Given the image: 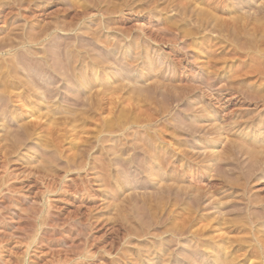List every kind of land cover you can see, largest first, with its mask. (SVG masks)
Returning <instances> with one entry per match:
<instances>
[{
    "label": "rangeland",
    "instance_id": "obj_1",
    "mask_svg": "<svg viewBox=\"0 0 264 264\" xmlns=\"http://www.w3.org/2000/svg\"><path fill=\"white\" fill-rule=\"evenodd\" d=\"M0 5V264H264V0Z\"/></svg>",
    "mask_w": 264,
    "mask_h": 264
},
{
    "label": "bare ground",
    "instance_id": "obj_2",
    "mask_svg": "<svg viewBox=\"0 0 264 264\" xmlns=\"http://www.w3.org/2000/svg\"><path fill=\"white\" fill-rule=\"evenodd\" d=\"M192 2H193V1H192ZM0 6H1V5H0ZM79 9H80V8H79ZM81 9H82V8H81ZM84 10H85V9H84ZM107 10H108V9H107ZM113 10H114V9H113ZM260 10H261V9H260ZM108 11H110V10H108ZM111 12H112V10H111ZM81 13H82V12H81ZM83 13H84V12H83ZM83 13H82V15H83ZM79 14H80V13H79ZM251 19H252V18H251ZM254 19H255V18H254ZM260 19H261V18H260ZM69 20H70V19H69ZM72 20H73V19H72ZM257 20H258V19H257ZM70 21H71V20H70ZM234 21H235V19H234ZM54 23H55V22H54ZM67 23H68V22H67ZM70 24H71V22H70ZM227 24H228V23H227ZM232 24H233V23H232ZM236 24H237V22H236ZM51 25H52V24H51ZM61 25H62V24H61ZM67 25H68V24H67ZM73 25H74V24H73ZM229 25H230V26H234V25H231V24H229ZM70 26H71V25H70ZM253 26H254V24H253ZM51 27H53V26H51ZM55 27H56V23H55ZM59 27H62V26H59ZM63 27H64V25H63ZM66 27H67V26H66ZM221 27H222L223 29H225L224 26L221 25ZM67 28L69 29V27H67ZM222 28H221V29H222ZM229 28H230V27H229ZM229 28H227V29H229ZM45 29L47 30V28H45ZM58 29H59V28H58ZM64 29H65V28H64ZM70 29H71V28H70ZM254 29H255V28H254ZM257 29H258V27H257ZM49 30H50V29H49ZM62 30H63V29H62ZM66 30H67V29H66ZM40 31H41V30H40ZM43 31H44V30H43ZM47 31H48V30H47ZM63 31H64V30H63ZM256 31H257V30H256ZM261 31H262V29H261ZM44 32H45V31H44ZM44 32H43V33H44ZM40 33H41V32H40ZM43 33H42V34H43ZM46 33H47V32H46ZM254 33H255V32H254ZM35 34H36V33H35ZM36 35H37V34H36ZM27 36H28V35H27ZM29 36H30V34H29ZM29 36H28V38H29ZM33 36H34V34L31 35L30 37H33ZM39 36H40V34H39ZM43 36H45V35H43ZM92 36H93V35H92ZM94 36H95V35H94ZM259 36H260V35H259ZM263 36H264V34H263ZM263 36H262V38H263ZM34 37H35V36H34ZM36 37H38V36H36ZM41 37H42V36H41ZM5 38H6V37H5ZM68 38H70V36H69ZM93 38H94V37H93ZM8 39L10 40L11 38L8 37ZM13 39H15V38L13 37ZM16 39L18 40L17 37H16ZM16 39H15V40H16ZM20 39H21V38H20ZM32 39H33V38H32ZM37 39H38V38H37ZM72 39H74V38H72ZM259 39H261V38H259ZM5 40H6V39H5ZM15 40H14V41H15ZM17 40H16V41H17ZM29 40H30V38H29ZM34 40H35V39H34ZM263 40H264V38H263ZM10 41H12V40H10ZM16 41H15V42H16ZM27 41H28V40H27ZM37 41H38V40H37ZM37 41H36V42H37ZM3 42H4V41H2V39H1V44H2ZM21 42H22V40H21ZM4 43H5V42H4ZM12 43H14V42H12ZM19 43H20V42H19ZM27 43H30V42H27ZM41 43H42V42H41ZM259 43H260V42H259ZM261 43H262V42H261ZM9 44H10V42H9ZM9 44H8V45H9ZM14 44H15V43H14ZM16 44H18V43H16ZM8 45H6V46H8ZM217 45H218V44H217ZM217 45H215V47H216ZM11 46L14 47L15 45L11 44ZM11 46H10V47H11ZM56 46H57V45H56ZM61 46H62V45H61ZM77 46H78V45H77ZM0 47H1V45H0ZM40 47H41V46H39V49H40ZM57 47H58V46H57ZM63 48H64V46H63ZM79 48H80V47H79ZM238 48H239V47H238ZM29 49H30V48H29ZM65 49H66V48H65ZM68 49H69V48L67 47V50H68ZM239 49H240V48H239ZM40 50H41V49H40ZM46 50H47V49H46ZM52 50H53V49H52ZM61 50H62V49H61ZM63 50H64V49H63ZM233 50H234V49H233ZM33 51H34V50H33ZM33 51H29V52H31V54H32ZM41 51H43V50H41ZM50 51H51V50H50ZM98 51H99V50H98ZM27 52H28V51H27ZM34 52H35V51H34ZM34 52H33V53H34ZM54 52H55V50H54ZM56 52H57V51H56ZM68 52H69V51H68ZM207 52H208V51H207ZM17 53H18V52H17ZM21 53H22V52H21ZM21 53L19 54L20 56H21ZM36 53H37V52H36ZM49 53H50V52H49ZM57 53H58V52H57ZM62 53H63V52H62ZM64 53L66 54V52H64ZM13 54H14V53H13ZM23 54H24V53H23ZM37 54H39V53H37ZM37 54H36V55H37ZM97 54H98V53H97ZM116 54H117V53H116ZM19 55H18V56H19ZM25 55H26V54H25ZM33 55H35V53H34ZM53 55H54V54H53ZM63 55H64V54H63ZM68 55H69V54H68ZM68 55H67V56H68ZM70 55H71V54H70ZM99 55H100V54H99ZM234 55H235V54H234ZM14 56H15V55H14ZM20 56H19V57H20ZM38 56H39V55H38ZM44 56H45V55H44ZM55 56H56V55H55ZM58 56H59V55H58ZM58 56H57V57H58ZM81 56H82V55H81ZM93 56H94V55H93ZM100 56H101V55H100ZM220 56H221V55H220ZM220 56H219V57H220ZM11 57H12V55H11ZM15 57H16V56H15ZM61 57H62V56H61ZM74 57H75V56H74ZM76 57H77V56H76ZM91 57H92V56H91ZM103 57H104V56H103ZM53 58H54V57H53ZM64 58H66V57L64 56ZM68 58H69V57H68ZM101 58H102V57H101ZM229 58H230V57H229ZM231 58H232V55H231ZM10 59H11V58H10ZM54 59H55V58H54ZM66 59H67V58H66ZM66 59H65V60H66ZM83 59H84V63H85V61H86V60H85V56H84ZM92 59H94V58H92ZM108 59H109V58H108ZM258 59H259V58H258ZM12 60H13V59H12ZM38 60H39V59H38ZM61 60H62V59H61ZM68 60L70 61L71 59H68ZM106 60H107V59H106ZM20 61H21V59H20ZM48 61H49V58L47 57V58L44 60L45 65L48 63ZM57 61H58V59H57ZM71 61H72V60H71ZM71 61H70V62H71ZM73 61H74V60H73ZM103 61H104V60H103ZM12 62L14 63V61H11V63H12ZM15 62H16V61H15ZM51 62H52V61H51ZM58 62H59V61H58ZM64 62H66V61H64ZM79 62H80V61H79ZM104 62H105V61H104ZM104 62H103V63H104ZM11 63H10V64H11ZM17 63H18V62H17ZM61 63H62L61 61L58 63V70H59L60 68H62L63 63H62V64H61ZM96 63H97V62H96ZM100 63H102V62L100 61ZM103 63H102V64H103ZM10 64H9V65H10ZM65 64H66V63H65ZM65 64L63 65V70H64V68H66V67H64ZM73 64H74V62H73ZM73 64H72V65H73ZM9 65H8V66H9ZM28 65H29V64H28ZM257 65H258V64H257ZM2 66H3V65H2ZM4 66H5V65H4ZM10 66H12V64H11ZM13 66H14V65H13ZM17 66H19V65H17ZM20 66H21V65H20ZM33 66H34V65H33ZM101 66H102V65H101ZM210 66H211V65H210ZM56 67H57V65H56ZM59 67H60V68H59ZM67 67H71V64H70V66H67ZM207 67H209V65H208ZM258 67H259V65H258ZM3 68H4V67H2V68L0 69V76H1V78H4V79H5V76L7 77V76H9V75H10V76H13L14 79L16 78V76H14L16 73L13 72V71L15 70V67H14V69H11L12 67H11V68H10V67H6V68H4V69H6V70H3V71H2ZM25 68H26V67H25ZM51 68H52V67H51ZM262 68H263V67H262ZM68 69H69V68H68ZM89 69H90V68H89ZM26 70H27V69H26ZM60 70H61V69H60ZM60 70H59V71H56V69H55L56 72H55L54 74H58V75H61V76L63 75V76H65V78H67V77H66V75H67L66 73H67V72H66V73L63 72V73L61 74ZM63 70H62V71H63ZM66 70H67V69H65V71H66ZM85 70H86V69H85ZM105 70H106V69H105ZM257 70H259V68H258ZM260 70H261V69H260ZM263 70H264V69H263ZM263 70H262V71H263ZM67 71H68V70H67ZM93 71H94V73L92 74V76H93V78L95 79L96 76H97V73H96V71H95L94 69H93ZM24 72H25V71H24ZM69 72H70V71H69ZM69 72H68V73H69ZM12 73H15V74H14V75H11ZM80 73H81V72H80ZM87 73H88V72H87ZM259 73H260V72H259ZM45 74H46V73H45ZM84 74H85V71H84ZM4 75H5V76H4ZM32 75H33V73H32ZM35 75H36V74H35ZM25 76H26V75H25ZM27 76H28V75H27ZM27 76H26V77H27ZM50 76L52 77V75H49V77H47V78H51ZM81 76H82V75H81ZM84 76H85V75H84ZM26 77H25V78H26ZM44 77H45V76H44ZM88 77H89V76H88ZM28 78H29V77H28ZM28 78H27V79H28ZM7 79H8V77H7ZM16 79H17V78H16ZM16 79H15V80H16ZM27 79H24V78H23V81H24V80H27ZM33 79H34V78H33ZM108 79H109V78H108ZM8 80H9V79H8ZM36 80H37V79H35V81L33 80V82H31V80H30V83H28V84H27V82H28V81H27V82H25V83H26L25 85H24V83H23L24 87H20V88L23 89L24 91L31 92L34 88H35V89L38 88L37 85H36L38 81H36ZM46 80H47V79H46ZM70 80H71V79H70ZM74 80H75V79H74ZM2 81H3V80H2ZM19 81H20V80H19ZM83 81H84L83 76H82V77H78V79L76 80V85H77V83H82ZM92 81L94 82V80H92ZM68 82H70V81H68ZM2 83H3V82H2ZM10 83H12V82H10ZM70 83H71V82H70ZM87 83H88V82H87ZM94 83H95V82H94ZM6 84H7V83H6ZM13 84H14V83H12L11 85H13ZM15 84H16V83H15ZM15 84H14V86H15ZM21 84H22V83H21ZM88 84H89V83H88ZM11 85L9 84V86H11ZM47 85H49V84L47 83ZM47 85H45V86H47ZM91 85H92V84H91ZM112 85H113V84H112ZM1 86H2V85H1ZM3 86H4V85H3ZM38 86H39V85H38ZM77 86H79V85H77ZM93 86H94V85H93ZM117 86H118V85H116V87H117ZM123 86H126V85H123ZM127 86H128V85H127ZM127 86H126V88H127ZM4 87H7V86L5 85ZM11 87H13V86H11ZM15 87H18V85H16ZM15 87H13V89L16 90L17 88H15ZM97 87H98V86H97ZM114 87H115V85L113 86V88H114ZM116 87H115V89H117ZM120 87H122V84L120 85ZM120 87H119V92H120V90L122 89V88L120 89ZM156 87H157V86H156ZM9 88H10V87H9ZM39 88H40V87H39ZM43 88H44V90H43L42 92L44 93V92H49V91H50L49 88H52V87H49V88H48V87H43ZM53 88H54V87H53ZM85 88H86V87H85ZM94 88H96V87H93V89H94ZM111 88H112V87H111ZM111 88H110V89H111ZM113 88H112V90H113ZM148 88H149V86H148ZM2 89H4L3 91L6 90L5 88H2ZM7 89H8V88H7ZM87 89H88V88H87ZM97 89H98V88H97ZM105 89H106V88H105ZM110 89H109V90H110ZM115 89H114V90H115ZM131 89H132V88H131ZM136 89H138V88H136ZM150 89H151V88H150ZM150 89H149V90H150ZM8 90H9V89H8ZM10 90H11V89H10ZM10 90H9V92H10ZM39 90H40V89H39ZM39 90L35 91V93L38 92ZM77 90H79V88H77ZM90 90H92V89H90ZM98 90H99V89H98ZM122 90H123V89H122ZM126 90H127V89H126ZM132 90H133V89H132ZM139 90H140V89H139ZM141 90H142V89H141ZM146 90H147V88H146ZM152 90H154V89H152ZM158 90H159V89H158ZM158 90H157V91H158ZM40 91H41V90H40ZM87 91H88V90H87ZM102 91H103V90H102ZM127 91L130 92L129 90H127ZM5 92H7V91H5ZM11 92H12V91H11ZM15 92H16V91H15ZM27 92H26V93H27ZM42 92H41V93H42ZM51 92H52V91H51ZM82 92H83V91H82ZM98 92H99V91H98ZM105 92H107V91H103L104 94H106ZM117 92H118V91H117ZM119 92H118V93H119ZM135 92H136V91H135ZM138 92H141V91H138ZM144 92H145V91H144ZM144 92H142V93H144ZM147 92H148V91H147ZM155 92H156V91H155ZM166 92H167V91H166ZM168 92H169V91H168ZM3 93H4V92H3ZM26 93H25V94H26ZM43 93H42V94H43ZM85 93H86V92H85ZM148 93H149V92H148ZM153 93H154V92H153ZM156 93H157V92H156ZM158 93H159V92H158ZM12 94H13V92H12ZM87 94H88V93H87ZM94 94H95V93H94ZM107 94H109V95H113V94H115V93L113 92V94H112V93L110 92V93H107ZM130 94H131V93H130ZM130 94H129V96H130ZM136 94H137V92H136ZM140 94H141V93H140ZM145 94H146V93H145ZM151 94H152V93H151ZM162 94L164 95V93H162ZM162 94H161V95H162ZM9 95H10V94H9ZM14 95H15V96H14L13 98H16V101H17V99H18V101H19V98H22V97L24 96V95H22V94H14ZM33 95H34V94H33ZM33 95H32V96H33ZM38 95H39V93H38ZM46 95H47V94H46ZM75 95H76V94H75ZM84 95H85V94H84ZM89 95H90V94H89ZM89 95H88V96H89ZM91 95H92V93H91ZM116 95H117V94H116ZM127 95H128V93H127ZM133 95H134V91H133ZM138 95H139V93H138ZM138 95H135V96H138ZM141 95H142V94H141ZM147 95H148V94H147ZM154 95H155V94H154ZM27 96H28V95H27ZM35 96H37V95H35ZM39 96H41V95H39ZM77 96H79V94H78ZM77 96H75V97H77ZM86 96H87V95H86ZM98 96H99V95H98ZM103 96H104V95H103ZM107 96H108V95H107ZM139 96H140V95H139ZM139 96H138V97H139ZM42 97H44V96H42ZM42 97H41V99H42ZM54 97H55V96H54ZM117 97H118V96H117ZM117 97H115V98H117ZM130 97H131V96H130ZM130 97H129V98H130ZM143 97H144V96H143ZM46 98H47V97H46ZM79 98H80V96H79ZM85 98H86V97H85ZM89 98H90V97H89ZM95 98H96V97H95ZM105 98H106V97H105ZM113 98H114V97H113ZM129 98H128V99H129ZM131 98H133V97H131ZM131 98H130V99H131ZM147 98H148V97H147ZM250 98H251V97H250ZM3 99H4V98H3ZM33 99H34V98H33ZM33 99H32V100H33ZM37 99H38V98H37ZM47 99H48V98H47ZM54 99H55V98H54ZM75 99H76V98H75ZM91 99H92V97H91ZM141 99H142V98H141ZM145 99H146V98H145ZM145 99H143V100H145ZM5 100L7 101L6 98H5ZM5 100H4V101H5ZM12 100H14V99H12ZM21 100H22V99H21ZM32 100H31V101H32ZM49 100H50V99H49ZM52 100H53V99H52ZM76 100H77V99H76ZM78 100H79V99H78ZM78 100H77V101H78ZM97 100H98V99H97ZM106 100H107V99H106ZM110 100H111V99H110ZM110 100H109V101H110ZM113 100H114V99H113ZM135 100H136V99H135ZM10 101H11V100H10ZM24 101H25V100H24ZM31 101H30V102H31ZM34 101H35V100H34ZM36 101H37V100H36ZM36 101H35V102H36ZM45 101H46V100H45ZM87 101H88V100H87ZM90 101H91V100H90ZM90 101H89V102H90ZM103 101H104V100H103ZM125 101H126V100H125ZM138 101H139V100H138ZM146 101H147V100H146ZM148 101H149V99H148ZM12 102H13V101H12ZM47 102H48V101H47ZM52 102H53V101H52ZM93 102H94V101H93ZM96 102H97V101H96ZM96 102H95V103H96ZM107 102H108V101H107ZM143 102H144V101H142V104H144ZM6 103H7V102H6ZM13 103H14V102H13ZM20 103H21V101H20ZM39 103H40V102H39ZM50 103H51V102H49V104H50ZM84 103H86V101H85ZM123 103H124V102H123ZM126 103L129 104L128 101H127ZM136 103H137V102H136ZM2 104H3V101H2ZM14 104H15V103H14ZM16 104H17V103H16ZM22 104H23V103H22ZM41 104H42V103H41ZM46 104H47V103H46ZM63 104H64V103H63ZM77 104H78V103H77ZM82 104H83V103H82ZM96 104L98 105V103H96ZM105 104H106V103H105ZM108 104H109V103H108ZM111 104H112V102L110 103V105H111ZM133 104H134V103H133ZM139 104H140V103H138V105H139ZM17 105H18V104H17ZM35 105H36V104H35ZM66 105H67V104H66ZM78 105H79V104H78ZM90 105H91V104H90ZM90 105H87V106L90 107ZM114 105H115V104H114ZM129 105H130V104H129ZM129 105H128V106H129ZM1 106H2V105H1ZM37 106H38V105H37ZM68 106H69V105H68ZM74 106H75V105H74ZM125 106H126V105H125ZM125 106H123V108H124ZM128 106H126V107H128ZM5 107H6V106H5ZM7 107H8V106H7ZM20 107H21V106H20ZM34 107H35V106H34ZM44 107H45V106H44ZM51 107H52V106H51ZM51 107H50V108H51ZM53 107H54V105H53ZM72 107H73V105H72ZM72 107H71V108H72ZM75 107H76V106H75ZM77 107L80 108V106H77ZM81 107H82V105H81ZM83 107L86 109L85 105H84ZM114 107H115V106H114ZM137 107H138V106H137ZM2 108H4V107L2 106ZM35 108H36V107H35ZM41 108H42V107H41ZM68 108H70V107H68ZM68 108H67V109H68ZM73 108H74V107H73ZM84 108H83V109H84ZM91 108H92V107H91ZM94 108H95V106H94ZM96 108L98 109V106H97ZM105 108H107V107H105ZM140 108H143V107H140ZM21 109H22V108H21ZM27 109H29V108H27ZM45 109H46V108H45ZM47 109H48V108H47ZM47 109H46V110H47ZM54 109H55V108H54ZM63 109H64V107H63ZM76 109H77V108H76ZM83 109H82V110H83ZM58 110H59V109H58ZM64 110H65V109H64ZM77 110H78V109H77ZM87 110H88V109H87ZM89 110H90V109H89ZM121 110H122V109H121ZM136 110H139V108L136 109ZM140 110H141V109H140ZM4 111H5V110H4ZM38 111H39V110H38ZM49 111H50V110H49ZM52 111H53V110H52ZM69 111H70V110H68V113H71V112H69ZM71 111H72V110H71ZM79 111H81V110H79ZM90 111H91V110H90ZM94 111H95V110H94ZM97 111H98V110H97ZM123 111H124V110H123ZM147 111H148V110H147ZM44 112H45V111H44ZM47 112H48V111H47ZM61 112H62V111H61ZM75 112L78 113V111H75ZM82 112H83V111H82ZM107 112H108V111H107ZM116 112H118V111L116 110ZM135 112H136V111H135ZM135 112H134V113H135ZM137 112H138V111H137ZM137 112H136V113H137ZM33 113H34V112H33ZM41 113H42V112H41ZM45 113H46V112H45ZM58 113H59V112H58ZM73 113H74V112H72V114H73ZM85 113H87V112L85 111ZM121 113H123V112H121ZM35 114H36V113H35ZM48 114L52 116L53 112H49ZM62 114H63V113H62ZM78 114H79V113H78ZM78 114H77V115H78ZM105 114H107V113H105ZM116 114H117V113H116ZM124 114H125V113H124ZM124 114H123V115H124ZM39 115H40V113H39ZM53 115H54V114H53ZM66 115H67V114H66ZM74 115L76 116V113H75ZM84 115H85V114H84ZM86 115H87V114H86ZM91 115H93V114H91ZM151 115H152V114H151ZM31 116H34V114H32ZM51 116H49V117H51ZM54 116H55V115H54ZM57 116H59V115H57ZM88 116H90V115H88ZM101 116H104V114L101 115ZM136 116H137V115H136ZM144 116H145V115H144ZM144 116H143V117H144ZM29 117H30V116H29ZM34 117H36V116H34ZM40 117H41V116H40ZM46 117H48V116L46 115ZM65 117H66V116H65ZM65 117H64V118H65ZM78 117H80V116H78ZM107 117H108V116H107ZM109 117H110V116H109ZM109 117H108V119H109ZM138 117H139V116H138ZM32 118H33V117H32ZM52 118H54V117L52 116ZM55 118H56V117H55ZM60 118H61V117L59 116V119H60ZM72 118H73V116H72ZM74 118H77V117H74ZM74 118H73V119H74ZM82 118H84V117H82ZM88 118H89V117H88ZM114 118H115V117H114ZM35 119H38V118L36 117ZM43 119L45 120V119H47V118H42V120H43ZM77 119H79V118H77ZM104 119H105V118H104ZM110 119H111V118H110ZM127 119H128V118H127ZM133 119H134V118H133ZM135 119H136V118H135ZM141 119H142V118H141ZM151 119H152V118H151ZM16 120H17V119H16ZM68 120H69V117H68ZM111 120H114V119H111ZM116 120H117V118H116ZM138 120H139V118H138ZM145 120H146V118H145ZM147 120H148V118H147ZM153 120H154V118H153ZM17 121H18V120H17ZM19 121H20V120H19ZM48 121H51V120L48 119ZM48 121H47V122H48ZM58 121H59V120H58ZM71 121H72V120H71ZM71 121H70V122H71ZM79 121H80V120H79ZM109 121H110V120H109ZM134 121H135V120H134ZM140 121H141V120H140ZM140 121H139V122H140ZM148 121H150V120H148ZM34 122H35V121H34ZM44 122H45V121H44ZM55 122H56V121H55ZM59 122H61V121H59ZM80 122H81V121H80ZM117 122H118V121H117ZM123 122H125V120H124ZM145 122H147V121H145ZM150 122H152V120H151ZM153 122H154V121H153ZM37 123H38V122H37ZM52 123H53V122H52ZM75 123H76V122H75ZM75 123H74V124H75ZM97 123H98V125H100L98 121H97ZM109 123H111V122H109ZM118 123H119V122H118ZM39 124H40V123H39ZM41 124H42V123H41ZM47 124H48V123H47ZM49 124H50V123H49ZM55 124H58V123H55ZM65 124H66V122H65ZM65 124H63V125L65 126ZM70 124H71V123H70ZM70 124H69V125H70ZM72 124H73V123H72ZM121 124H122V123H121ZM138 124H139V123H138ZM22 125H23V127H24V124H22ZM26 125H27V123H26ZM29 125L32 126V124H30V122H29L28 126H29ZM51 125H52V124H51ZM61 125H62V124H61ZM80 125H81V124H80ZM86 125H87V124H86ZM108 125H109V124H108ZM122 125H124V123H123ZM20 126H21V125H20ZM33 126H34V124H33ZM33 126H32V127H33ZM45 126H46V125H45ZM49 126H50V125H49ZM49 126H48V129H49ZM53 126H54V125H53ZM57 126H58V125H57ZM64 126H63V127H64ZM76 126H77V125H76ZM116 126H118V125H116ZM159 126H160V125H159ZM23 127L21 126L22 129H23ZM36 127H37V125H36ZM39 127H40V126H39ZM42 127H44V126H42ZM59 127H62V126H59ZM78 127H79V125H78ZM78 127H77V128H78ZM83 127H84V126H83ZM83 127H82V128H83ZM112 127H113V126H112ZM155 127H156V126H155ZM21 128H20V129H21ZM26 128H27V127H26ZM29 128H30V126H29ZM52 128H53V127H52ZM65 128H67V127H65ZM74 128H75V127H74ZM80 128H81V127H80ZM121 128H122V127H121ZM153 128H154V127H153ZM22 129H21V130H22ZM39 129H40V128H39ZM45 129H46V128H45ZM55 129H56V127H55ZM61 129H62V128H61ZM72 129H73V128H72ZM95 129H96V128H95ZM108 129H112V128H108ZM113 129H114V128H113ZM119 129H120V127H119ZM18 130H19V129H18ZM42 130H43V129H42ZM66 130H67V129H66ZM70 130H71V129H70ZM23 131H24V129H23ZM53 131H55V130H53ZM98 131H100V130H98ZM108 131H109V130H108ZM113 131H115V130H113ZM19 132H20V131H19ZM19 132H18V133H19ZM24 132H25V131H24ZM32 132H33V129H32ZM34 132H36V131H34ZM47 132H49V131H47ZM116 132H117V131H116ZM28 133H29V132H28ZM40 133H41V131H40ZM38 134H39V130H38ZM38 134H37V137H40V136H38ZM49 134H50V133H49ZM172 134H173V133H172ZM20 135H22V133H21ZM27 135H28V134H27ZM27 135H23V136H27ZM40 135H42V133H41ZM96 135H97V134H96ZM159 135H160V134H159ZM23 136H22V137H23ZM45 136H46V135H45ZM45 136H44V138H45ZM47 136H48V135H47ZM174 136H175V135H174ZM29 137H30V136H29ZM160 137H161V136H160ZM24 138H26V137H24ZM27 138H28V137H27ZM174 138H175V137H174ZM22 140H23V139H22ZM26 140H27V139H26ZM53 140H54V139H53ZM106 140H107V139H106ZM75 141H76V140H75ZM84 141H86V143H87V140H84ZM116 141H117V140H116ZM239 141H240V140H239ZM72 142H73V141H72ZM142 144H143V143H142ZM250 145H251V144H250ZM119 146H120V147H121V146L123 147V145H119ZM146 146H147V145H146ZM175 146H176V145H175ZM215 146H217V143H216V142H212V143L210 144V148H213V147H215ZM253 146H254V145H253ZM92 147H93V146H92ZM144 147H145V146H144V144H143V148H144ZM251 147H252V146H251ZM255 147H256V146H255ZM85 148H87V147H85ZM117 148H118V147H117ZM252 148H253V147H252ZM262 148H264V147H262ZM256 149H257V148H256ZM85 150H87V149H85ZM137 150H138V148H137ZM142 150H145V149H142ZM210 150H211V149H210ZM254 150H255V149H254ZM99 151H100V150H99ZM113 151L115 152L114 149H113ZM78 152H79V151H78ZM110 152H111V151H110ZM124 152H125V151H124ZM79 153H80V152H79ZM81 153H82V152H81ZM111 153H112V152H111ZM121 153H122V152H121ZM126 153H127V152H126ZM128 153H129V152H128ZM224 153H226V152H224ZM115 154H116V152H115ZM118 154H119V153H118ZM152 154H153V153H152ZM76 155H78V154H76ZM80 155H81V154H80ZM219 155H220V154H219ZM157 156H158V155H157ZM157 156H156V157H157ZM203 156H205V155H203ZM208 156H209V155H208ZM217 156H218V155H217ZM255 156H256V155H255ZM79 157H81V156H79ZM66 158H67V157H66ZM73 158H75V157L73 156ZM98 158H100V157H98ZM122 158H124V157H122ZM138 158H139V157H138ZM141 158H142V157H141ZM141 158H140V160H141ZM208 158H209V157H208ZM69 159H70V158H69ZM213 159H214V158H213ZM219 159H220V158H219ZM219 159H218V161L221 162L222 160L220 161ZM225 159L227 160V159H228V156H227V158H225ZM225 159H223V160L225 161ZM99 160H100V159H99ZM229 160H230V158H229ZM257 160H258V159H257ZM102 161H103V160H102ZM158 161H159V160H158ZM214 161H215V159H214ZM216 161H217V160H216ZM216 161L214 162L215 164H216ZM218 161H217V163H219ZM67 162H68V161H67ZM97 162H98V161H97ZM100 162H101V161H100ZM138 162H139V161H137V163H138ZM101 163H102V162H101ZM119 163H120V162H119ZM148 163H149V162H148ZM167 163H168V162H167ZM181 163H182V162H181ZM263 163H264V161H263ZM81 164H82V163H81ZM161 164H162V163H161ZM256 164H257V163H256ZM78 165H79V164H78ZM119 165H120V164H119ZM263 165H264V164H263ZM114 166H115V165H114ZM121 166H122V165H121ZM137 166H138V165H137ZM139 166H140V162H139ZM163 166H164V165H163ZM173 166H174V165H173ZM203 166H204V165H203ZM218 166H219V165H218ZM231 166H232V164H231ZM105 167H106V166H105ZM116 167H117V166H115V168H116ZM222 167H223V166H222ZM228 167H229V166H228ZM100 168H101V167H100ZM140 168H141V167H140ZM163 168H164V167H163ZM165 168H166V167H165ZM219 168H220V166H219ZM80 169H81V166H80ZM83 169H84V168H83ZM105 169H106V168H105ZM120 169H121V168H120ZM99 170H100V169H99ZM117 170H118V168H117ZM164 170H165V169H164ZM217 170H218V169H217ZM189 171H190V170H189ZM102 172H103V169H102ZM106 172H107V171H106ZM144 173H145V172H143V174H144ZM106 174H107V173H106ZM146 175H147V174H146ZM105 177H106V176H105ZM114 177H115V176H114ZM156 177H157V176H156ZM148 178H150V177H148ZM156 180H157V179H156ZM171 180H172V179H171ZM158 181H159V179H158ZM178 181H179V180H178ZM161 182H162V181H161ZM174 182H175V181H174ZM191 182H194V181H191ZM168 183H169V181H168ZM171 183H173V182H171ZM179 183H180V182H179ZM195 183H196V182H195ZM199 183H200V182H199ZM157 184H160V183H157ZM161 184H163V183H161ZM181 184H182V183H181ZM200 184H203V183H200ZM200 184H199V185H200ZM176 185H177V184H176ZM189 185H190V184H189ZM194 185H195V184H194ZM190 186H192V185H190ZM166 187H167V186H166ZM160 188L162 189V186H161ZM176 188H178V187H176ZM194 188H195V187H194ZM164 189H165V188H164ZM164 189H163V191H164ZM166 189H167V192H168V193L171 192V190H170L168 187H167ZM159 190H160V189H159ZM172 190H173V189H172ZM175 190H176V189H175ZM177 190H178V189H177ZM177 190H176V191H177ZM193 190H194V189H193ZM160 191H162V190H160ZM169 191H170V192H169ZM178 191H179V190H178ZM164 192H165V191H164ZM172 192H173V191H172ZM180 192H182V191L180 190ZM180 192H177V193H180ZM192 192H193V191H192ZM157 193H158V192H157ZM157 193H156V195H157ZM160 193H161V195H163V194H162L163 192H160ZM173 193H174V192H173ZM183 193H184V192H183ZM166 194H167V193H166ZM170 194H171V193H170ZM184 194H186V193H184ZM184 194H183V195H184ZM193 194H194V193H193ZM161 195H159V196H161ZM178 195H179V194H177V196H178ZM188 195H189V193H188ZM157 196H158V195H157ZM165 196H167V195H164V196H162V197H165ZM174 196H175V194H174ZM192 196H193V195H192ZM192 196H191V197H192ZM195 196H196V195H195ZM197 196H199V195H197ZM169 197H170V196H169ZM169 197L167 198V201H168ZM179 197H180V196H179ZM179 197H178V198H179ZM181 197H182V193H181ZM183 197H184V196H183ZM189 197H190V196H189ZM203 197H204V196H203ZM155 198H156V197H155ZM196 198H199V197H196ZM163 199H164V198H163ZM179 199H181V198H179ZM200 199H201V198H200ZM145 200H147V198H146ZM145 200H144V201H145ZM151 200H152V199H151ZM157 200H158V199H157ZM175 200H176V199H175ZM192 200H193V199H192ZM196 200H197V199H196ZM142 201H143V200H142ZM152 201H153V200H152ZM158 201H159V200H158ZM173 201H174V200H173ZM188 201H189V200H187V202H188ZM197 201H199V200H197ZM197 201H196V203L198 204ZM201 201H202V200H201ZM203 202H204V201H203ZM141 203H142V202H141ZM153 203H154V201H153ZM159 203H160V202H159ZM162 203H163V202H162ZM162 203H160V204H162ZM167 203H168V202H167ZM167 203H166V204H167ZM174 203H175V201H174ZM183 203H184V202H183ZM185 203H186V201H185ZM185 203H184V205H185ZM192 203H193V202H192ZM194 203H195V202H194ZM197 204H196V205H197ZM142 205H143V204H142ZM147 205H148V204H147ZM158 205H159V204H158ZM167 205H168V204H167ZM169 205H170V204H169ZM189 205H190V203H189ZM191 205H192V204H191ZM204 205H205V204H204ZM171 206L173 207V205H171ZM192 206H194V205H192ZM207 206H208V205H207ZM245 207H246V205H245ZM152 208H153V207H152ZM187 208H188V207H187ZM153 209H155V206H154ZM190 209H191V207H190ZM209 209H210V208H209ZM187 210H188V209H187ZM187 210H186L185 212H187ZM192 210H193V208H192ZM203 210H204V209H203ZM155 211H156V210H155ZM165 211H167V209H166ZM183 211H184V210H183ZM208 211H209V210H208ZM177 212H179V211H177ZM177 212H176V216H177V217L172 218V220L169 219L170 222H168V220H167V223H169V227L172 226V225H170V224H172V222H174L175 220H177L179 216H180V218H182V216L180 215V212H179V213H177ZM185 212H184V213H185ZM189 212H190V211H189ZM205 212H206V211H205ZM262 212H263V211H262ZM170 213L173 214L174 211L172 212L171 209H170ZM206 213H207V212H206ZM174 214H175V213H174ZM182 215H183V214H182ZM221 215H222V214H221ZM185 216H186V215H185ZM166 217H167V216H166ZM210 217H211V216H210ZM180 218H179V219H180ZM211 218H212V217H211ZM216 218H217V217H216ZM216 218H215V219H216ZM182 219H183V218H182ZM222 219H223V218H222ZM220 220H221V219H220ZM239 220H240V219H239ZM177 221H178V220H177ZM177 221H176V224H177ZM180 221H182V220H180ZM180 221H179L178 224H181ZM205 221L207 222V219H206ZM231 221H232V220H231ZM234 221H235V220H234ZM162 222H163V221H162ZM182 222H184V221H182ZM185 222H186V221H185ZM200 223H201V222H200ZM204 223H205V222H204ZM182 224H183V223H182ZM182 224H181V225H182ZM186 224H187V223H186ZM186 224H183V225L186 226ZM202 225H203V223H202ZM222 225H223V224H222ZM222 225H221L220 227H222ZM178 226H179V225H178ZM196 226H197V225H196ZM166 227H167V226H166ZM182 227H183V226H182ZM180 228H181V227H180ZM164 229H165V228H164ZM175 229H177V227H176ZM175 229H174V230H175ZM181 229H183V228H181ZM201 229H202V228H201ZM171 230H172V229H171ZM168 231L170 232L169 229H168ZM168 231H167V232H168ZM178 231H180V229H179ZM178 231H177V233H178ZM189 231H191V230H189ZM222 231H223V230H222ZM196 232H197V231H196ZM162 233H163V232H162ZM177 233H176V234H177ZM181 233H182V232H181ZM211 233L213 234V232H211ZM179 234H180V233H179ZM184 234H185V232H184ZM210 235H211V234H210ZM212 236H213V235H212ZM227 236H229V235H227ZM206 237H207V236H206ZM223 239H224V238H223ZM168 240H169V239H168ZM224 240H225V239H224ZM229 240H230V239H228V241H229ZM167 242H168V241H167ZM169 242H170V241H169ZM173 243H174V241H173ZM194 243H195V242H194ZM259 243H260V242H259ZM167 244H168V243H167ZM169 244H171V243H169ZM226 244H227V243H226ZM226 244H225L224 246H226ZM193 245H194V244H193ZM211 248H212V247H211ZM262 248H263V247H262ZM226 249H227V248H226ZM253 249H254V248H253ZM181 253H183V251H182ZM225 253H226V252H225ZM165 254H166V253H165ZM185 254H186V253H185ZM214 254H215V253H214ZM188 255H189V254H188ZM216 255H217V254H216ZM223 255H224V254H223ZM217 257H218V256H217ZM190 258H192V257H190ZM190 258H189V259H190ZM225 258H226V257H225ZM191 260H192V259H191ZM221 260H222V258H221ZM193 261H194V260H193ZM223 261H224V259H223ZM195 262H196V261H195ZM224 262H225V261H224ZM224 262H223V263H224ZM248 262H249V261H248ZM221 263H222V261H221ZM227 263H228V260H227ZM197 264H198V261H197ZM247 264H248V263H247Z\"/></svg>",
    "mask_w": 264,
    "mask_h": 264
}]
</instances>
